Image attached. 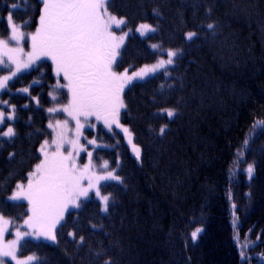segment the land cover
<instances>
[{"label": "trees", "instance_id": "1", "mask_svg": "<svg viewBox=\"0 0 264 264\" xmlns=\"http://www.w3.org/2000/svg\"><path fill=\"white\" fill-rule=\"evenodd\" d=\"M42 7L41 0H0V38L9 35V13L15 24L27 22L26 34L35 32ZM108 10L132 31L116 69L151 65L169 49L178 58L168 75L124 92L121 123L141 149L140 160L116 126L111 134L88 133L106 148L97 153L123 181L101 186L110 196L108 212L91 197L64 214L55 242L26 241L21 254L34 255L36 264H264V126L257 124L264 121V0H111ZM141 23L156 31L136 36ZM188 32L197 35L189 41ZM49 61H36L3 95L15 106L6 123L16 132L11 140L0 137V214L6 218L26 216L27 205L8 197L40 162L51 120L61 118L47 109L68 100L64 88L55 91L58 80L66 82ZM166 109L176 115L167 118Z\"/></svg>", "mask_w": 264, "mask_h": 264}, {"label": "snow or ice", "instance_id": "2", "mask_svg": "<svg viewBox=\"0 0 264 264\" xmlns=\"http://www.w3.org/2000/svg\"><path fill=\"white\" fill-rule=\"evenodd\" d=\"M41 3L43 7L39 16V27L33 33L26 34L22 31L27 22L17 25L13 22V14L8 15L11 33L7 39L0 38V71H7L9 74L0 75V91L10 90L8 82L22 70L30 68L37 60L50 59L55 66L57 77L62 74L63 80L67 82L62 84L58 80L55 88L67 89L68 102L47 111L66 113L75 122V138L69 136L72 130L67 119L56 120L55 124L48 125L55 135L51 142L45 140L40 146L39 151L43 159L28 173L27 185L18 183L16 190L8 197L12 201H27L31 215L24 221V225L30 231L21 232L17 228L16 238L3 243L7 225L11 221L0 216V264H8V261H15V264H31L36 259L35 256L20 260L16 255L20 241L26 236H34L37 239L43 236L46 240L55 242L54 229L64 218V213L69 206L81 207V198L89 199L90 192H94L95 198L100 201L101 210L108 212L110 196L102 194L100 182L123 181L113 171H107L103 175L92 171L95 165L91 160V152L87 153L88 163L82 167L78 166L77 157L81 151H85L79 142L81 129L91 117H95L97 121L103 120L109 130L115 124L129 137L128 142L132 145L137 160H140L141 149L132 143L129 129L119 122L120 110L126 107L121 94L134 79L143 80L148 74H155L159 69L173 65L174 58L179 54L177 50L169 49L167 59L161 58L155 64L146 65L132 75H129L127 70L118 72L114 65L128 32L118 36L112 30L113 26L120 29L122 25L126 26L127 22L126 19L117 18L109 12L111 0H41ZM13 7L18 5L14 4ZM207 27L213 29L215 26L208 24ZM136 31L145 36L147 33H154L156 29L141 23ZM196 35L195 32H188L186 39L191 41ZM26 40L31 42V51L27 53L24 51ZM151 47L153 50H160L159 45L153 44ZM25 56L26 59H23ZM164 74L168 75L167 71ZM20 91L27 93L29 89L22 88ZM50 95L54 101L57 100L55 93ZM0 105L7 106L8 101L0 99ZM10 107L12 111L7 114L5 109L0 108V137L9 140L16 135L14 127L6 123L14 119L15 106ZM164 112L169 119L176 115L172 109H166ZM257 124L264 126V121H258ZM166 127L167 125L160 128L161 135L165 133ZM88 143L94 144L95 141L89 140ZM65 145L68 146L67 149ZM247 145L248 141L245 140L244 147ZM102 167L107 169L108 163L105 161ZM246 171L251 179L253 165H249ZM84 180H87L86 186L82 183ZM201 231L198 227L191 233L193 241ZM69 235L75 239L74 233ZM79 240L83 243L84 238L80 237ZM247 246L245 243L241 247ZM240 256L242 259L246 258L243 250ZM261 258L264 259V255ZM104 264H112V261L105 260Z\"/></svg>", "mask_w": 264, "mask_h": 264}, {"label": "rangeland", "instance_id": "3", "mask_svg": "<svg viewBox=\"0 0 264 264\" xmlns=\"http://www.w3.org/2000/svg\"><path fill=\"white\" fill-rule=\"evenodd\" d=\"M138 27H139V26H138ZM138 27H136V28H138ZM121 28H122V29H121V31L119 32V31H116L117 28H115V26H113V31H114V32L116 33V35H118V36H119V35H122L123 32H128L127 37L125 38L123 44L121 45V47H120V49H119V55L116 57V63H117L118 60L120 59V55H121V53H122V51H123V49H124V47H125V45H126V43H127L128 38L132 35V31H129L128 29H124V28H125V25H122ZM136 28H135L134 33L136 34V36H138V37H140V38H142V39H144V38H146L147 36H149V35L152 34V33H147L145 36H141L140 33L136 31ZM10 33H11V28L9 27V35H10ZM9 35H8V37H9ZM8 37L3 38V39H7ZM13 46H14V42H13ZM152 50H153V48H152ZM24 51H25V53L31 51V42H30L29 40H26L25 43H24ZM153 51H156V52H157L158 50H153ZM22 58H23V59H26V56H25V57H22ZM177 58H178V55L174 58V63H175V61H176ZM5 59H7V58L5 57ZM41 59H42V58H41ZM159 59H161V58H159ZM159 59H157V61H158ZM164 59H167V52H166V57H164ZM37 61H38V60H37ZM157 61H156V62H157ZM49 62L52 64V61H51V60H50ZM156 62H155V63H156ZM155 63H153V64H155ZM153 64H151V65H153ZM151 65H148V66H151ZM173 65H174V64H173ZM173 65H168L166 69H159L155 74L150 73V74H148L147 76H145V78H144L143 80H140V79H134L130 84H128V85L124 88V90H123V92H122V94H121L123 101H124V98H123V96H124V92H125V90H126L127 88H129L130 86H132V85L135 84V83L145 82V81L148 80L149 78H151V77H153V76H155V75H157V74H159V73H162V72L165 73V71L170 70V69L172 68ZM33 66H34V65H32V67H33ZM115 66H116V64L114 65V69H115L116 71H118V72H124L125 70H127V72H128L129 75H132L133 72H135V71H139V70L141 69V68H140V69H137V70H134V71H131V70H129V69L118 70V69L115 68ZM30 68H31V67H30ZM142 68H143V67H142ZM28 70H29V68H28V69H24V70H22L20 73H18L16 77H13V79L10 80V81L8 82V83H9V89H10V85L14 82V80H15L19 75L26 73ZM8 74H9V73H8L7 71H0V75H8ZM65 82H66V81H65ZM66 83H67V82H66ZM58 90H60V89L55 88V91L58 92ZM64 90H66V92H67V89H64ZM9 92H10V90L0 91V99L5 100V99L3 98V95L6 94V93H9ZM67 97H68V94H67ZM5 101H6V100H5ZM67 102H68V100H67ZM9 106H10V105H9V103H8L7 106H6V105H0V108L5 109V110H6V114H7V113H11V111H12V109H10ZM124 109H125V108H122V109L120 110V114H119V122H120L121 125H122V123H121V116H122V113H123ZM58 113L62 114V115H61V118L58 119V120H66V119L69 120V128L72 130V131L69 132V136L72 137V138H75V132H74V129H75V122L72 121V120L67 116L66 113H63V112H58ZM58 113H57V112H56V113H49V112H48L49 115H54V114H58ZM58 115H59V114H58ZM9 122L11 123V121H9ZM7 123H8V122H7ZM50 123L55 124V123H56V120H55V121H54V120H53V121L51 120ZM50 123H49V124H50ZM82 123H83V120H82ZM88 124H91V125H94V126H93V127H89ZM113 126H116V125L113 124L112 127H111V130H109V128H107V127L104 125L103 120L97 121V120L95 119V117H91V118L89 119L88 123L85 124V126L81 129V135H80V138H79V142H80V144L84 147L85 151H81V152L79 153V156L77 157V164H78V166L82 167L84 164H87V163H88L89 157H88L87 153H88V152H91V153H92L91 160H92V163L95 165V167L92 169V171H94V172H95L96 174H98V175H103V174H105L107 171H112V170L110 169V164H109V162H108L105 158H103L99 153H97L98 151H105L106 148H104V147L102 146V144L97 143V142H96V139L94 138V136H93V137L88 136V133H89V132H92V133L95 134V133L97 132V130L100 128V129H103L106 133L111 134V133H112V130H113ZM123 127H124V126H123ZM126 128H127V127H126ZM5 129H6V128H5ZM118 129H119L120 131H122L121 128H118ZM51 132H52V135H51V138L48 139L49 142H51L52 138H53L54 135H55V133L53 132L52 129H51ZM122 132H123V131H122ZM4 138H5V137H4ZM131 139H132V136H131ZM89 140H94L95 143H94V144H89V143H88ZM65 148L67 149L68 146L65 145ZM50 150H51V149H50ZM41 159H43L42 154H41ZM105 161L108 163V168H107V169H105V168L102 167V165L104 164ZM33 170H34V169H33ZM113 172L116 174L115 171H113ZM27 181H28V179H27ZM27 181H26L25 183H21V184H24V185L26 186V185H27ZM109 182H114V181H101V182H100V185L102 186L103 184H105V183H109ZM82 183L84 184V186H86V185H87V180H84ZM15 190H16V188L14 189V191H15ZM14 191H13V192H14ZM13 192L11 193V195L13 194ZM11 195H10V196H11ZM89 197H90V198H91V197H94V198H95V196H94V192H90V193H89ZM90 198H89V199H90ZM89 199H85V198L82 197L81 200H80V204H82L83 202H85V201H87V200H89ZM95 199H96V198H95ZM97 200H98V199H97ZM8 201L13 202V203H24V204L27 205V208H26V216H24V217L21 218V219H10V218H6V217L3 216L5 219L11 221V222L7 225V231H6L5 234H4V237H3V243H7L8 241L13 240V239L16 238V237H15V231H16L17 228H19L21 232H24V231H30V230L24 225V221L28 218L29 215H31V213L28 211V207H29V206H28V204H27V201H26V200H23V199L18 200V201H12V200H9V199H8ZM98 201H99V200H98ZM79 208H80V207H79ZM79 208H73V207L69 206L68 210H67L64 214H66L67 212L76 211V210H78ZM0 216H2V215L0 214ZM62 220H63V219H62ZM62 220L59 222V224L56 225V228L54 229L55 235H56V230L58 229L59 225L62 223ZM26 241H31V242H47V243H52V242H53L52 240H46L43 236H40L39 239L35 238L34 236H26V237H24V238L20 241L19 245L17 246V250H16V255H17V257H18L20 260H26V258H27L28 256H34V255H22V254H21V246H22V244H23L24 242H26ZM5 259L7 260L8 258H5ZM36 263H37V257H36V259H35L34 261L31 262V264H36ZM8 264H15V261H8Z\"/></svg>", "mask_w": 264, "mask_h": 264}]
</instances>
